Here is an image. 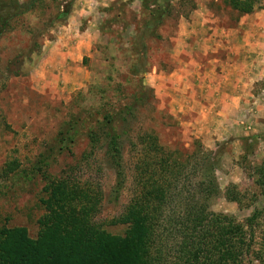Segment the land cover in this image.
Segmentation results:
<instances>
[{
  "label": "rangeland",
  "instance_id": "1",
  "mask_svg": "<svg viewBox=\"0 0 264 264\" xmlns=\"http://www.w3.org/2000/svg\"><path fill=\"white\" fill-rule=\"evenodd\" d=\"M235 1L42 0L9 22L0 36V230L36 240L42 201L60 181L101 192L95 223L125 238L128 226L114 221L136 194L135 141L123 145L117 193L104 145L88 132L103 110L134 105L129 135L153 134L186 158L201 146L215 161L210 211L242 226L250 248L241 264H264V201L249 177L264 161V0L249 14ZM259 212L252 233L246 221Z\"/></svg>",
  "mask_w": 264,
  "mask_h": 264
},
{
  "label": "trees",
  "instance_id": "2",
  "mask_svg": "<svg viewBox=\"0 0 264 264\" xmlns=\"http://www.w3.org/2000/svg\"><path fill=\"white\" fill-rule=\"evenodd\" d=\"M41 1L20 6L16 1L0 0V36L9 22L32 11ZM256 1L235 3L241 13L249 14ZM161 6L152 17L157 23L164 17ZM66 10L63 7L56 16L58 21L66 20ZM140 88L138 95H144L141 83ZM132 110L134 105H124L112 114L103 110L101 119L94 121L95 130L88 132L91 143L102 141L104 145L117 176V193L123 184V145L127 142L129 147L135 141L129 151L134 156L136 194L114 221L115 225L128 226L125 238H115L95 223L101 192L69 189L59 181L42 201L45 214L38 221L36 240H30L23 228L0 230V264H241L243 248H250L242 226L210 211L209 204L219 196L214 160L201 146L186 158L178 151L164 149L153 134L129 135ZM90 120L93 122L92 116ZM79 122L80 117H75L68 123L65 135ZM191 160L193 181L187 174ZM13 167L15 163L6 165L2 172ZM249 177L264 201V161ZM259 215L246 221L252 233Z\"/></svg>",
  "mask_w": 264,
  "mask_h": 264
}]
</instances>
